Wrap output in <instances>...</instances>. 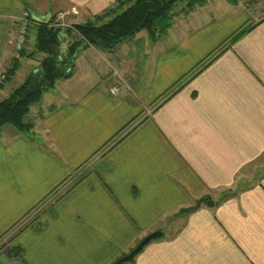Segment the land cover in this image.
I'll return each instance as SVG.
<instances>
[{"label": "crops", "instance_id": "0c3cea01", "mask_svg": "<svg viewBox=\"0 0 264 264\" xmlns=\"http://www.w3.org/2000/svg\"><path fill=\"white\" fill-rule=\"evenodd\" d=\"M117 1L0 0V76L23 10L76 24ZM240 1L187 8L157 40L81 48L31 107L33 132L1 128L0 264H112L154 231L129 264H264V0L259 17ZM60 33L65 54L81 42ZM44 57L24 52L1 100Z\"/></svg>", "mask_w": 264, "mask_h": 264}, {"label": "trees", "instance_id": "16d2710c", "mask_svg": "<svg viewBox=\"0 0 264 264\" xmlns=\"http://www.w3.org/2000/svg\"><path fill=\"white\" fill-rule=\"evenodd\" d=\"M121 1H127V3L117 10L109 13L106 11V15L99 17L97 21L76 24L82 37L81 42L71 46L66 54L61 51L59 29L50 28L49 22H41L40 26L36 27L35 51L28 56H34V53H43L46 56L37 71L31 72L23 82L14 87L7 98L0 100V130L3 126L10 124L21 133L33 132L35 125L27 118L31 107L39 103L44 92L53 87L58 80L72 76V66L81 48L94 46L102 50H112L120 43L132 39L142 30H146L152 40H157L172 26L173 15L179 3L185 2L186 8H192L194 4L202 3L204 0H118L117 2L122 3ZM110 14L112 16L104 20ZM254 27L255 25L251 24L241 27L228 42L233 44ZM223 51L224 49L221 53ZM18 66L19 60H16L9 76L15 73ZM233 194L228 191L224 197ZM190 210L185 209L183 212H190ZM21 254V247L16 245L11 247V256ZM134 262L135 259L124 264Z\"/></svg>", "mask_w": 264, "mask_h": 264}, {"label": "rangeland", "instance_id": "374dc122", "mask_svg": "<svg viewBox=\"0 0 264 264\" xmlns=\"http://www.w3.org/2000/svg\"><path fill=\"white\" fill-rule=\"evenodd\" d=\"M210 1V2H209ZM214 0H204L202 3H198V4H194L192 8H188L190 10H195V9H199L201 8V6L205 5V4H209L211 2H213ZM217 1V0H216ZM122 3H115L114 5L110 6L107 10H105L104 12L100 13V14H97L96 16H93V17H90L88 18L87 20H85L84 22H81V23H87L89 21H97L99 19V17H104L106 15V11L111 12L113 10H117L119 9V7L121 5H125L126 2L124 1H121ZM240 3L242 4L241 6L243 7L245 5V8H247L248 10H250V13L252 11L254 16H261L260 15V12L257 10L258 9V6L256 4V2L254 0H241ZM244 8V7H243ZM242 8V9H243ZM186 3H179V5L176 7L175 9V12H174V15H173V23L172 24H175L179 19L183 18L185 16V10H186ZM256 11V12H255ZM112 14H110L108 17H105L104 20H107V18L111 17ZM20 17V16H19ZM19 19V18H18ZM62 19H66L63 18ZM61 19V20H62ZM59 18H58V15H54L52 16V18L48 21L49 23V27L52 28V29H59L60 32L65 30V29H68V30H71V31H76L77 34L80 35L79 31L77 30V27L75 26L76 24H80V23H73V22H69V20L67 21H61ZM250 22V21H249ZM41 24V22H38V21H35L33 18L31 19V23L29 25V33L27 35V41L25 43V46L24 48L22 49V51L20 52L19 55H17L18 51H16L15 49V52H16V55H15V58L13 60V63L9 66V68L2 73V75L0 76V92H1V89L4 88V84H8L10 82V80L13 78V76L15 75V73L12 75V76H9V72L11 71L12 67L14 66V63L16 60H19L22 55H23V52H26L27 55H29L30 53L28 52H33L35 51V46H33V44L35 43L34 42V37H35V41H36V35H37V28L36 27H39ZM247 24H253V22L251 21V23H247ZM18 26H19V22H18ZM17 31H18V27H17ZM17 33V32H16ZM30 34V35H29ZM28 37L30 38V40H28ZM15 38H16V35L14 37V41H15ZM32 38V39H31ZM15 48V46H14ZM35 55L34 56H37L38 58L40 57H44L43 53H34ZM33 57V56H31ZM117 59H119L117 57ZM120 60V59H119ZM20 61V60H19ZM117 70L119 68V64H117L116 60H115V64L114 66ZM17 70V69H16ZM115 71V70H114ZM16 72V71H15ZM124 81V80H123ZM126 82V81H124ZM124 89L127 87L126 84L124 85ZM3 94H5V91H2ZM118 96V95H117ZM8 97V96H7ZM1 100V98H0ZM158 104H156L157 106ZM156 106H154L153 108L151 109H148V112H151ZM7 241V240H6ZM6 241H2L4 242L6 245H7V242Z\"/></svg>", "mask_w": 264, "mask_h": 264}, {"label": "built area", "instance_id": "2783aa9c", "mask_svg": "<svg viewBox=\"0 0 264 264\" xmlns=\"http://www.w3.org/2000/svg\"><path fill=\"white\" fill-rule=\"evenodd\" d=\"M210 2V1H209ZM32 15L31 12L27 9L23 10L18 22H19V26H18V31L16 33V38L14 41V46L16 51H18L17 55L20 54V52L22 51V49L25 46V43L27 41V35L29 33V25L31 23V19H32ZM117 64H121L123 62V60H119V59H115ZM113 70H115L116 73H118V70L113 67ZM126 83L123 81V79L121 81H119L117 84H115L112 88H111V92L113 95H120L122 93V91L124 90V85Z\"/></svg>", "mask_w": 264, "mask_h": 264}, {"label": "water", "instance_id": "95a60500", "mask_svg": "<svg viewBox=\"0 0 264 264\" xmlns=\"http://www.w3.org/2000/svg\"><path fill=\"white\" fill-rule=\"evenodd\" d=\"M76 37L78 40H81L82 38L79 34H77ZM208 203L210 205H214V202L211 200H209ZM162 234V231H154L150 233L149 235L144 237L129 253L123 255L122 257L114 261L112 264H124L133 261L148 243H150L153 239L162 236Z\"/></svg>", "mask_w": 264, "mask_h": 264}]
</instances>
